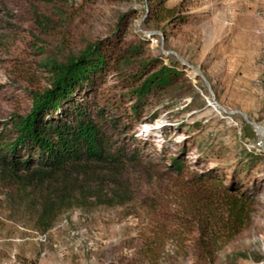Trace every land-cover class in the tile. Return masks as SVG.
Returning a JSON list of instances; mask_svg holds the SVG:
<instances>
[{
  "label": "trees",
  "instance_id": "trees-1",
  "mask_svg": "<svg viewBox=\"0 0 264 264\" xmlns=\"http://www.w3.org/2000/svg\"><path fill=\"white\" fill-rule=\"evenodd\" d=\"M90 1L0 0V31L11 28L2 20L14 18L11 9L24 8L41 44L38 69L47 82L41 88L27 75L33 88L26 92L29 109L0 123V186L10 190L39 234L70 210L136 205V214L150 223L138 248L147 262L169 247L173 258L214 264L250 222L256 194L241 185L236 171L258 157L244 153L224 169L190 171L177 155L158 170L145 151L165 150L141 142L131 129L145 107L179 94L188 79L177 65L146 54L143 42L122 35L76 41L75 21ZM163 1L151 0L147 9L156 24L176 17ZM108 76L116 84L105 95L100 88ZM133 173L143 185L134 184Z\"/></svg>",
  "mask_w": 264,
  "mask_h": 264
},
{
  "label": "rangeland",
  "instance_id": "rangeland-1",
  "mask_svg": "<svg viewBox=\"0 0 264 264\" xmlns=\"http://www.w3.org/2000/svg\"><path fill=\"white\" fill-rule=\"evenodd\" d=\"M150 1L91 0L75 21L76 41L122 35L143 42L146 54L177 65L188 79L179 94L145 107L131 129L141 142L165 150L164 155L144 150L158 170L165 171L177 155L190 171L224 169L244 153L258 157L236 171L241 185L256 194L250 222L214 264H264V0H164L176 17L162 24L149 20ZM10 14L14 18L2 20L11 28L0 31V123L29 109L26 92L33 88L27 75L41 88L47 83L38 69L41 44L24 20V8ZM84 47L78 44L74 51ZM115 84L108 76L100 89L106 95ZM139 178L132 174L134 184L143 185ZM135 209L70 210L42 235L10 190L0 186V264H192L173 258L169 247L150 263L138 254L150 223Z\"/></svg>",
  "mask_w": 264,
  "mask_h": 264
},
{
  "label": "bare ground",
  "instance_id": "bare-ground-1",
  "mask_svg": "<svg viewBox=\"0 0 264 264\" xmlns=\"http://www.w3.org/2000/svg\"><path fill=\"white\" fill-rule=\"evenodd\" d=\"M258 129V132L262 135V129L261 128H257Z\"/></svg>",
  "mask_w": 264,
  "mask_h": 264
},
{
  "label": "water",
  "instance_id": "water-1",
  "mask_svg": "<svg viewBox=\"0 0 264 264\" xmlns=\"http://www.w3.org/2000/svg\"><path fill=\"white\" fill-rule=\"evenodd\" d=\"M256 128H260L259 126H256ZM263 131V130H262Z\"/></svg>",
  "mask_w": 264,
  "mask_h": 264
}]
</instances>
